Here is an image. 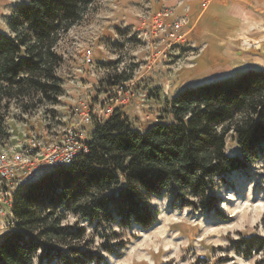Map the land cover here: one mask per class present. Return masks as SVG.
I'll return each instance as SVG.
<instances>
[{"label":"trees","instance_id":"16d2710c","mask_svg":"<svg viewBox=\"0 0 264 264\" xmlns=\"http://www.w3.org/2000/svg\"><path fill=\"white\" fill-rule=\"evenodd\" d=\"M93 3L29 0L16 7L8 32H0L1 142L11 108L23 116L58 104V44ZM165 115L170 121L139 133L115 111L69 165L23 185L13 200L15 228L0 239V264H106L124 248L117 230L154 223L153 198L164 194L211 212L217 183L264 160V70L185 88ZM229 135L239 158L226 155ZM233 251L264 264V231L240 237Z\"/></svg>","mask_w":264,"mask_h":264},{"label":"rangeland","instance_id":"374dc122","mask_svg":"<svg viewBox=\"0 0 264 264\" xmlns=\"http://www.w3.org/2000/svg\"><path fill=\"white\" fill-rule=\"evenodd\" d=\"M28 1L0 0L1 33L8 32L6 24L16 7ZM182 1L192 0H94L84 19L58 44L63 59L57 71L62 81L58 104L23 116L11 108L4 124L8 137L0 141V153L11 147L41 154L59 146L66 134L85 144L95 127L115 111L132 130L143 133L170 121L165 112L181 90L264 70L262 43L229 45L230 59L219 64L207 61L210 39L196 35L194 21L181 14ZM164 13L170 19L156 25L157 15ZM167 22L181 25L175 38H168ZM179 35L182 39L176 43ZM225 152L240 157L232 135ZM20 177L18 172L1 185L9 196L0 209V239L15 228L13 200L25 185ZM213 193L218 204L211 212L175 204L164 194L153 198L151 207L158 212L154 223L147 229L117 230L124 248L107 256L106 264H256L257 257L244 259L234 253L233 243L240 237L263 235L264 160L231 173Z\"/></svg>","mask_w":264,"mask_h":264},{"label":"crops","instance_id":"0c3cea01","mask_svg":"<svg viewBox=\"0 0 264 264\" xmlns=\"http://www.w3.org/2000/svg\"><path fill=\"white\" fill-rule=\"evenodd\" d=\"M202 1H182L180 11L187 20L194 21L199 38L210 39L207 61L219 64L230 59L229 45L264 44V0H208L204 10Z\"/></svg>","mask_w":264,"mask_h":264},{"label":"built area","instance_id":"2783aa9c","mask_svg":"<svg viewBox=\"0 0 264 264\" xmlns=\"http://www.w3.org/2000/svg\"><path fill=\"white\" fill-rule=\"evenodd\" d=\"M208 0L201 3V8H207ZM159 18V19H158ZM170 19L167 13L162 16L157 15L155 24L158 25L162 21ZM182 22V20H181ZM184 22V21H183ZM167 29L171 28V32H167L168 38H175V33L181 32L179 23H168L164 25ZM182 35V34H181ZM179 35L176 43L182 39ZM85 144L79 142L78 137L66 134L59 146L42 151L41 154L33 153L34 149L26 148L23 151L7 148L0 153V209L3 206L4 199L9 193L1 191V185L6 181L13 180L18 172H21L20 182L23 184L33 183L51 171L69 165L75 157L85 149Z\"/></svg>","mask_w":264,"mask_h":264}]
</instances>
